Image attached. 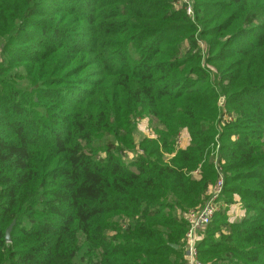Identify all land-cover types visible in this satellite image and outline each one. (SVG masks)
I'll use <instances>...</instances> for the list:
<instances>
[{
	"label": "trees",
	"instance_id": "trees-1",
	"mask_svg": "<svg viewBox=\"0 0 264 264\" xmlns=\"http://www.w3.org/2000/svg\"><path fill=\"white\" fill-rule=\"evenodd\" d=\"M58 1L0 0V264H184L216 135L224 206L198 259L264 264V0H193L195 22L173 0ZM141 118L157 137L135 147Z\"/></svg>",
	"mask_w": 264,
	"mask_h": 264
},
{
	"label": "rangeland",
	"instance_id": "rangeland-1",
	"mask_svg": "<svg viewBox=\"0 0 264 264\" xmlns=\"http://www.w3.org/2000/svg\"><path fill=\"white\" fill-rule=\"evenodd\" d=\"M189 1L191 2V5L193 6V11H195L193 0H189ZM61 2H63V0H59L58 1V3H61ZM173 2H174V5L177 4V2H175L174 0H173ZM58 8H60V7H57V9ZM72 8H74V9H72L73 13H71V15H69V18H72V19H74L75 14H82L83 12L90 13V10L86 9L85 6L81 2L77 3ZM178 8H182V7H178ZM60 14H62V12ZM188 17L190 18V20H192L194 18V16H193V18H191L190 16H188ZM192 22H195V21L192 20ZM196 26H198V25H196ZM27 30H29L28 32H32L34 34H38L39 33V31L36 28L32 27V26L28 27ZM197 35H198V31H197V34H196V37H197L196 39L200 40V38ZM76 36H77V39L83 38V37H81L80 35H77V34H76ZM21 37H22L23 40L27 41L24 44V46H29V45L32 46L31 40H36V36L35 35H33L31 33H26L25 30L22 31ZM197 44H198L199 49H200V52H199V54H200V65L205 70L210 71L212 73V77H213V75L215 73V70L212 68L211 65L205 63V58H206L207 53H208V51H207L208 48L205 45L202 44V41H198ZM54 45L55 44H51V46H54ZM71 46L74 47V49H76L77 47L82 46V44H81V42L78 41V42H73ZM186 46H187V43L184 42L182 44V48H185ZM15 49L18 50V52H20V53L22 52V47L21 48H15ZM0 61H1V59H0ZM218 102H219L218 109H223L224 110V108H223V106H224V98L222 96L219 97ZM39 111H41V110H39ZM230 120H231V114L230 113L224 114V115H222V117H220L219 124H217L216 127H218L221 130L227 123L230 122ZM183 131H180V133L178 134V136L176 138L175 146H177L176 147L177 149L178 148L179 149H184V148H181L182 147L181 146L182 139H181V135H180L181 132H183ZM187 136L189 137V134ZM217 136L218 135L215 136L216 144H215V148H214L213 155H212L214 159H215V157L218 158V156H221V154H220V143L217 140ZM156 137H157V135H156L154 129L152 128V125H151V123H150V121L148 119L141 118L138 121H135V127H134V131L132 133V138H133V142H134L135 147H137V145L140 143V141L142 139H156ZM232 139H234V137H232ZM137 154H142V151L140 149H138V148L137 149L135 148L132 152H127L123 156V160L125 162H129ZM100 155H101V157H104V152H101ZM165 158L168 159L167 156ZM222 177H223V180H224V173L223 172H222ZM237 197H235L236 201L233 204H231L229 206V208H228L227 217H228L229 220H237V219L241 218L242 215L244 214L243 208L241 206L242 202L241 201L239 202V200H238L239 197L238 198ZM205 199H206V195L204 196V198L201 199V203H203L205 201ZM220 199H222L221 195H219V197H218L219 205H221V203H222V201ZM222 204L224 206V203H222ZM188 210H190V209H188ZM188 210H186L185 212L181 213V217L182 218H185V214H186V212Z\"/></svg>",
	"mask_w": 264,
	"mask_h": 264
},
{
	"label": "built area",
	"instance_id": "built-area-1",
	"mask_svg": "<svg viewBox=\"0 0 264 264\" xmlns=\"http://www.w3.org/2000/svg\"><path fill=\"white\" fill-rule=\"evenodd\" d=\"M177 2L176 7H182L186 14L193 18V6L189 0H174ZM214 168L217 173V179L214 184L208 187L205 192L206 199L196 208L190 209L185 214L188 228L185 232L184 239V264H202L198 259L197 244L202 239L207 225L211 222L214 213L219 208L218 197L223 188V177L220 167L218 166L217 157L213 160ZM217 198V199H216Z\"/></svg>",
	"mask_w": 264,
	"mask_h": 264
},
{
	"label": "crops",
	"instance_id": "crops-1",
	"mask_svg": "<svg viewBox=\"0 0 264 264\" xmlns=\"http://www.w3.org/2000/svg\"><path fill=\"white\" fill-rule=\"evenodd\" d=\"M180 135H181V139H182V143H181L182 147L181 148H185L189 143V137L187 136L188 132L184 129V131L181 132ZM194 174H196V171H194Z\"/></svg>",
	"mask_w": 264,
	"mask_h": 264
},
{
	"label": "water",
	"instance_id": "water-1",
	"mask_svg": "<svg viewBox=\"0 0 264 264\" xmlns=\"http://www.w3.org/2000/svg\"><path fill=\"white\" fill-rule=\"evenodd\" d=\"M13 224H14V222H12L5 230V241L6 242L10 241V233H11ZM174 247H176V246H174Z\"/></svg>",
	"mask_w": 264,
	"mask_h": 264
}]
</instances>
